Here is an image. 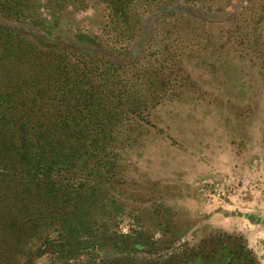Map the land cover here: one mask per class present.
<instances>
[{"label":"rangeland","instance_id":"obj_1","mask_svg":"<svg viewBox=\"0 0 264 264\" xmlns=\"http://www.w3.org/2000/svg\"><path fill=\"white\" fill-rule=\"evenodd\" d=\"M86 1L39 12L48 48L87 58L117 119L96 174L62 170L99 181L94 244L66 256L57 225L36 232L31 195L0 183V264H157L214 234L264 264V0H133L122 21Z\"/></svg>","mask_w":264,"mask_h":264},{"label":"trees","instance_id":"obj_2","mask_svg":"<svg viewBox=\"0 0 264 264\" xmlns=\"http://www.w3.org/2000/svg\"><path fill=\"white\" fill-rule=\"evenodd\" d=\"M99 1L107 4L113 18L122 21L128 18L133 0ZM69 4L84 8L87 1L0 0V19L4 20L0 22V183L17 195H31L27 209L36 232L43 225H57L60 239L55 246L66 256L94 244L81 235L91 239L96 235L88 207L103 194H99V181L86 180L82 190L65 183L73 172L63 177L62 170L96 174L109 154L98 136L109 139L117 120L108 118L111 111L99 91V76L87 58L54 40L55 45L48 48L46 19L39 9L44 7L54 16ZM114 97L115 106H120L121 98ZM184 231L167 232L175 239ZM157 264L257 261L240 238L214 234Z\"/></svg>","mask_w":264,"mask_h":264}]
</instances>
